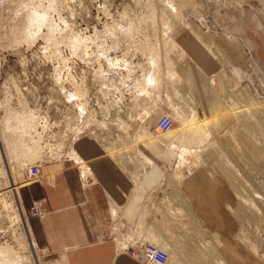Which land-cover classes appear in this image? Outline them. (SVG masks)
Masks as SVG:
<instances>
[{"label": "rangeland", "instance_id": "1", "mask_svg": "<svg viewBox=\"0 0 264 264\" xmlns=\"http://www.w3.org/2000/svg\"><path fill=\"white\" fill-rule=\"evenodd\" d=\"M186 39L216 65L210 79L234 115L223 131L169 77L192 61ZM164 112L174 131L183 124L176 133L154 131ZM140 128L174 148L165 145L173 163L158 164L163 180L198 167L227 180L238 235L264 257V0H0V264H63L36 246L33 254L18 190L34 179L15 174L75 156L74 139L89 135L141 175L155 163L133 144ZM163 180L146 202L159 228L149 240L171 251L167 264H227L214 233Z\"/></svg>", "mask_w": 264, "mask_h": 264}, {"label": "crops", "instance_id": "2", "mask_svg": "<svg viewBox=\"0 0 264 264\" xmlns=\"http://www.w3.org/2000/svg\"><path fill=\"white\" fill-rule=\"evenodd\" d=\"M185 42L189 45L183 43V53L192 61L177 62L181 85L209 117L213 128L223 131L232 125L234 115L210 79L216 74V65L202 45H192L189 39ZM134 138L133 144L142 149L143 157L155 163L141 175L133 167L129 170L122 165L125 156L117 157L121 154L118 149L108 150L100 141L82 135L73 143L75 156L43 162L40 178L20 187L22 209H28L33 200H45V216L27 220L31 239L42 253L60 256L66 264H141L125 253H115L108 223L117 220L129 238L150 241L151 235L159 232L150 213L152 205L147 209V202L163 180L158 164H171L175 156L147 129L137 130ZM79 162L86 164L92 182L83 183ZM25 175L19 171L15 179L24 181ZM175 194L214 233L217 249L227 264H264V257L238 235L236 193L223 176L211 175L205 167L195 168L181 180Z\"/></svg>", "mask_w": 264, "mask_h": 264}, {"label": "built area", "instance_id": "3", "mask_svg": "<svg viewBox=\"0 0 264 264\" xmlns=\"http://www.w3.org/2000/svg\"><path fill=\"white\" fill-rule=\"evenodd\" d=\"M175 126V120L169 113H160L154 122V131L157 134L165 135L171 133ZM76 140V139H74ZM73 140V141H74ZM72 141V142H73ZM43 162L29 163L26 166V174L29 178L37 180L40 178L39 167ZM81 163V179L84 184L92 182V178L89 175L87 166L84 162ZM86 171L83 174V171ZM18 186V185H17ZM20 187V186H19ZM18 187V188H19ZM44 199L33 200L27 211V217L40 218L47 213ZM110 229L111 239L114 244L115 253H125L133 260L141 264H167L169 260V252L167 247L159 245L151 241L133 240L125 235L123 227L117 220H111L108 223Z\"/></svg>", "mask_w": 264, "mask_h": 264}, {"label": "bare ground", "instance_id": "4", "mask_svg": "<svg viewBox=\"0 0 264 264\" xmlns=\"http://www.w3.org/2000/svg\"><path fill=\"white\" fill-rule=\"evenodd\" d=\"M166 38V37H165ZM169 41V40H168ZM168 41H167V39L165 40V39H163V42H164V44H167L168 43ZM169 43H170V41H169ZM170 64V63H169ZM174 66V65H173ZM168 68V67H167ZM168 73H169V77L171 78V80H174V81H179V78H178V76H177V74L174 72V70H173V68H169L168 69ZM185 93V92H184ZM185 96L188 98V100L191 102V100H192V98L189 96V94H187V93H185ZM193 102V101H192ZM156 114V113H155ZM177 124H178V127L176 128V130L174 131V130H172V132H171V134H174V133H176L178 130H180L181 128H182V126H183V124H181V123H178V122H176ZM154 129V128H153ZM155 134V133H154ZM163 143H165L166 145H168L171 149H174L173 148V146L171 145H169V143H168V141H165V140H163V139H160ZM159 140V141H160ZM160 141V142H161ZM72 152H73V150H72ZM71 152V153H72ZM137 152V151H136ZM70 153V154H71ZM184 154V153H183ZM183 154L181 153V152H179L178 154H177V163L180 165L181 164V162H183L184 160H183ZM65 156H68L67 154H64ZM73 155V154H72ZM62 155H60V157H61ZM60 157H58V159H60ZM185 157V156H184ZM142 160V159H141ZM183 160V161H182ZM143 161V160H142ZM179 167V166H178ZM184 168V167H183ZM177 171V170H176ZM184 171V170H183ZM84 173V172H83ZM188 172H186V173H184L183 172V175H180V178L179 177H175L173 174H172V172L170 173V172H168L167 170H166V172H165V178H164V180H163V183H162V185H164V190L165 191H167V192H169V193H171V194H173V193H175L176 191H177V189H178V186H179V184H180V181H181V179L183 178V177H185L184 175L185 174H187ZM14 187V186H13ZM14 191H16V190H14ZM179 191V190H178ZM29 230V229H28ZM29 232V231H28ZM31 240V239H30ZM30 247H31V249H32V251L34 252L33 254H35V250H36V247H35V245H34V243L33 242H31L30 241ZM29 258V257H28ZM169 261V260H168ZM34 262H35V264H39V260L34 256ZM30 263V262H29ZM62 263L63 264H66L65 263V261H64V259H62Z\"/></svg>", "mask_w": 264, "mask_h": 264}]
</instances>
